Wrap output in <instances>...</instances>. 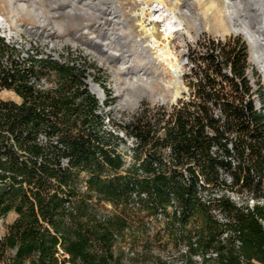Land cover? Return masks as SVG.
Wrapping results in <instances>:
<instances>
[{"label":"trees","instance_id":"trees-1","mask_svg":"<svg viewBox=\"0 0 264 264\" xmlns=\"http://www.w3.org/2000/svg\"><path fill=\"white\" fill-rule=\"evenodd\" d=\"M10 51L17 49L0 37V59ZM248 56L245 42L212 43L196 59L205 67L192 99L179 100L180 108L174 105L171 112L155 105L141 107L127 122L110 119L113 130L98 113L100 100L88 87L86 67L49 55H29L23 61L8 56L11 66L0 65V92L11 89L21 102L0 98V219L13 207L19 216L0 239V258L14 250V264H125L113 250L125 217L101 214L93 202L94 189L98 203L123 201L121 213L133 192H146L151 202L162 204L175 196L184 209L182 224L199 205L208 219L206 244L217 248L220 264H264V84L256 71L258 109L247 76ZM45 71L56 74L55 86L30 83L32 78L40 81ZM127 138L134 140L128 167L118 151ZM82 172L87 173L86 192L79 190ZM200 175L213 188L238 187L257 200L252 207L237 205L226 195L212 202L228 216L227 228L238 232L245 263L234 237L222 239L211 205L201 202ZM66 203H73L76 213Z\"/></svg>","mask_w":264,"mask_h":264},{"label":"rangeland","instance_id":"rangeland-1","mask_svg":"<svg viewBox=\"0 0 264 264\" xmlns=\"http://www.w3.org/2000/svg\"><path fill=\"white\" fill-rule=\"evenodd\" d=\"M154 1L162 3L165 9L168 8L176 13L183 21L181 30L169 39L164 38L161 31L163 26L160 23H155L153 28L152 25L146 24L147 17L150 16L149 8ZM88 2L87 0H80L77 3L74 0H0V19L4 25V28L0 27V33L8 37L13 35L17 43L14 46L8 44L17 51L14 53L10 51L4 58L1 57L0 64L3 59L12 55L14 59L23 61L24 54L28 53L37 58H46L49 55L60 62L76 63L86 67L88 72L86 81H88L89 89L93 93L94 91L102 92L105 95L104 104L100 103L101 108L98 113L104 116L106 127L113 130L110 119L123 123L129 121L141 107H154L164 103L171 110L179 100L192 99L197 90L194 83L203 76L205 67L202 60L196 59L205 54L212 43L218 46L245 42L249 55L247 76L253 87V99L257 108L261 109L262 102L257 91L255 73L258 71L262 75L263 84L264 76L251 60V46L243 34L224 33L222 30L224 23L231 25L229 10L225 7L226 0H115V3L114 0H88ZM80 3L90 5L85 6L87 11L81 9ZM114 6L121 10L128 25L133 29L134 35L142 41L152 42L150 31L146 27L152 29L153 36L161 43V47L169 55L178 59L181 64V73L177 84H174L175 78L172 77L165 62H159L158 65L160 70L166 72L167 85H171L166 86L159 82L158 74L146 63L136 44L128 39L126 33L120 28V23L114 16L116 14L113 11ZM185 8H190L191 14H184ZM231 10L233 11L232 8ZM5 29L9 30L5 31ZM107 37L113 38L114 46L124 54L106 57L100 52L99 50L104 48L100 43ZM214 38H218L219 43L215 42ZM4 42L6 43V40ZM96 42L100 43L95 49L93 46ZM155 45L156 43L153 42V47L147 48L156 61L159 50ZM216 51L219 53V47ZM223 70L228 72L229 68L224 67ZM56 79V74L51 71H45L40 75V81H44L49 87L56 85ZM177 89L179 94L175 98ZM0 98L21 102L16 92L8 89L1 90ZM136 101H138L137 104ZM120 135L124 134L120 133ZM130 139L127 138L125 143L120 142L118 146V151L123 155H132L129 151ZM126 167H128L127 164ZM125 169L122 170V174L125 173ZM80 177L79 190L86 192L89 190L87 173L82 172ZM227 190L234 193L231 195ZM227 190H225L226 195L232 197L231 199L237 205L244 203L251 207L257 202L249 192H241L238 187L235 190ZM92 193L94 194L93 202L97 203L101 214L105 216L120 214L125 217L120 220L121 227L117 231L116 243L113 247L115 255L120 256L123 263L220 264V254L216 257L207 256L212 250L217 251V248L214 246L209 248L206 244L209 234L208 219L199 205L192 208L190 218L182 224L178 217H150L167 205L159 203L153 205L151 214L149 209L152 205L131 194L126 212L121 213L124 207L123 201L119 204L107 200L98 203L99 196L96 190L93 189ZM18 202L19 199L15 200L13 205L15 206ZM260 202L263 204V199ZM66 207L68 211L76 213L73 210V203H66ZM167 212L171 213L172 210L167 207ZM18 216L13 207L0 219V239L8 233L9 226ZM213 219L217 221L216 217ZM217 223L220 225L218 221ZM192 243L197 244L193 246L191 253L185 252L187 245ZM241 245H235L236 251L240 261L245 263L246 258L241 253ZM198 254L204 257L203 260L198 258ZM13 255L14 250H7L0 258V264H14ZM25 264L32 263L27 261Z\"/></svg>","mask_w":264,"mask_h":264},{"label":"bare ground","instance_id":"bare-ground-1","mask_svg":"<svg viewBox=\"0 0 264 264\" xmlns=\"http://www.w3.org/2000/svg\"><path fill=\"white\" fill-rule=\"evenodd\" d=\"M80 0H74L75 3ZM88 2V0H87ZM157 3L156 6L162 5L161 8L156 9L152 6L149 8V14L152 19L159 20L163 23V28L161 29L164 38L169 39L173 37V35L181 30V26L183 25V21L179 18L176 13L171 12L168 8L165 9L162 3L158 1H154ZM227 5L225 6L229 10L231 25L228 26L224 23L222 30L225 32L243 34L246 40L249 42L251 46V60L252 62L260 69L264 76V0H226ZM89 3V2H88ZM115 3V0H114ZM214 4V1L212 2ZM81 9L87 11L85 6H90L87 3H80ZM76 6V5H75ZM117 6V5H116ZM116 6H114V16L117 18V21L120 23V28L126 33L128 39L132 40L139 51L143 54L146 63L149 64L155 73L158 74V80L162 83V85H167L165 80V70H160L159 62H165L167 64V68L170 71L172 77L175 78L174 84L178 83V78L180 79L181 73V64L178 59L169 55L163 47H161V43L156 40L153 36V30L147 28L150 31V36L152 42L142 41L139 37L134 35L133 29L128 25L125 17L123 16L121 10H119ZM75 7L72 5V9ZM233 9V11L231 10ZM144 9V8H143ZM14 11L15 8H14ZM159 11V13H157ZM169 12V13H168ZM183 13L191 14L190 8H185ZM146 14V13H145ZM0 27L4 28V25L0 19ZM114 39L111 37H107L105 41L99 42L100 45H103L104 48L99 51L102 52L106 57H111L115 55L124 54L123 51L117 49L114 46ZM153 42L156 43L155 47H158V55L155 61L152 54H150L148 50V46L153 47ZM99 43H94L93 48H97ZM98 50V49H97ZM152 55V56H151ZM158 62V63H157ZM156 76V75H155ZM174 80V79H173ZM178 86V85H177ZM95 87V86H94ZM98 88V87H97ZM179 94V90L177 89L175 98ZM138 101H136V104Z\"/></svg>","mask_w":264,"mask_h":264},{"label":"built area","instance_id":"built-area-1","mask_svg":"<svg viewBox=\"0 0 264 264\" xmlns=\"http://www.w3.org/2000/svg\"><path fill=\"white\" fill-rule=\"evenodd\" d=\"M156 5H157V3H153V7L155 8V10L162 7V5H159V6H156ZM157 13H159V11ZM147 19H148V21H147L146 24L147 25H152V28L155 26V23H160L163 26V23L162 22H160L159 20L152 19L150 16L147 17ZM8 30L9 29H5V31H8ZM0 36L4 40H6V43L7 44H9L11 46H12V44H13V46L15 44H17L14 41V36L13 35H10L8 37V36L0 33ZM204 39H205V37H204ZM213 40L215 42L219 43V39L218 38H214ZM24 55H25V57L23 56V60L29 57V54L28 53H25ZM2 63L5 66H11V64H12V62H11V60H10V58L8 56H7L6 59H3L2 60ZM30 83H36L37 87H40V88H48L49 87L44 81H37L35 78H32L30 80ZM8 90H11V89H8ZM95 94L99 98L100 103L103 105L104 104V100H105L104 93L101 92V94H97V93H95ZM163 105H164V103L159 104V106H163ZM176 105H177L178 108H180V106H181L179 103H176ZM169 111L171 112L172 109L169 110ZM215 114H216V116H219L221 114V111H220L219 108H216L215 109ZM41 138L42 139H45L46 137L43 136V135H41ZM129 141L131 143V146H134V140L133 139H130ZM216 149H217V147H214V150H216ZM168 151H169V149H168ZM124 157H125L126 164L127 165H130L131 162H132V155H125ZM164 160H165V162L167 164H171L170 158L165 157ZM62 164L63 165H67L68 164V158H64L62 160ZM182 170H183L185 179L186 180H189V174H188V171L186 170V168H182ZM226 178H227L228 183H231V180L232 179H231V177L228 174H226ZM1 185L2 184L0 183V190H1ZM227 189H230V188H226V189H222L220 187L213 188L212 185H210V184H208L206 182V180L203 178V176H201V175L199 176L198 196H199V198H200V200H201L202 203H204L206 205H211L210 213L212 214V217H216L217 221L220 223V225L223 228L222 239L234 237L235 245L239 246L240 244H242V242H241V240L238 237V232L233 231L232 229H228L227 228V225L230 223V220H229L228 216L220 208H216V207H213L212 206V202H214L215 199H220L222 196L226 195L225 190H227ZM227 192L229 194L234 193L233 191H230V190H227ZM132 194H133V196H135L136 198H138L140 200L147 199V201H149V204L152 205V206L153 205H158L157 203L151 202V200L149 199V195L146 192L141 193V194H138L137 192H133ZM226 196L230 197L229 195H226ZM230 198H232V197H230ZM159 204H162V203H159ZM263 204H264V199H263ZM164 205H167V207L170 208L172 210V212L171 213H168L167 212V207L164 206V207L160 208V210L158 212L156 211L154 214H152L150 217H178V218L183 217V211H184L183 206L175 198V196H172L171 197V200L168 203H165ZM253 205H254V203H253ZM196 244L197 243H192L191 245H187V249H186L185 252L191 253V251L193 250V246L196 245ZM218 254H219L218 251H213L212 250L211 252H209L207 254V256L208 257H211V256H215L216 257V256H218ZM197 256H198V258L200 260H203V258H204L200 254H198Z\"/></svg>","mask_w":264,"mask_h":264},{"label":"water","instance_id":"water-1","mask_svg":"<svg viewBox=\"0 0 264 264\" xmlns=\"http://www.w3.org/2000/svg\"><path fill=\"white\" fill-rule=\"evenodd\" d=\"M95 92V91H94ZM95 93H97V94H101V92L100 93H98V92H95Z\"/></svg>","mask_w":264,"mask_h":264}]
</instances>
